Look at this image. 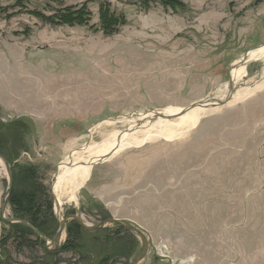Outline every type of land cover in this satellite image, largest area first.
Returning a JSON list of instances; mask_svg holds the SVG:
<instances>
[{
    "label": "rangeland",
    "instance_id": "374dc122",
    "mask_svg": "<svg viewBox=\"0 0 264 264\" xmlns=\"http://www.w3.org/2000/svg\"><path fill=\"white\" fill-rule=\"evenodd\" d=\"M181 3L0 0V153L11 168L34 165L53 198L72 151L111 140L131 115L210 95L229 63L264 44V0ZM263 66L250 62L242 78L258 89L182 136L94 164L60 212L83 223L74 252L61 250L69 218L54 245L42 239L47 254L33 236L2 241L3 264H264ZM7 182L2 162L0 204ZM5 217H15L8 204Z\"/></svg>",
    "mask_w": 264,
    "mask_h": 264
},
{
    "label": "bare ground",
    "instance_id": "6f19581e",
    "mask_svg": "<svg viewBox=\"0 0 264 264\" xmlns=\"http://www.w3.org/2000/svg\"><path fill=\"white\" fill-rule=\"evenodd\" d=\"M264 57V44L241 54L231 65V81L217 87L210 95L191 103L188 107H164L131 115L126 129L115 132L111 140L90 145L86 144L69 154L57 167L51 192L54 207L59 220L62 205L67 201H77V192L89 179L91 168L111 158L117 151L132 145H141L146 141L160 137H179L194 128L200 118L217 110L224 104L235 103L260 87L259 82L250 86L242 78L247 74L246 67L250 62ZM264 78V66L259 73ZM263 80V79H262ZM223 101L219 105L218 102ZM156 114L159 116L155 117ZM177 115L175 118L169 116ZM107 121H113L108 119ZM91 133V132H90ZM3 160L0 159V163ZM73 219V218H72Z\"/></svg>",
    "mask_w": 264,
    "mask_h": 264
},
{
    "label": "trees",
    "instance_id": "16d2710c",
    "mask_svg": "<svg viewBox=\"0 0 264 264\" xmlns=\"http://www.w3.org/2000/svg\"><path fill=\"white\" fill-rule=\"evenodd\" d=\"M150 1V0H147ZM165 4L180 5L181 0H157ZM83 7L73 10V17H81ZM71 12H64L62 20L69 22L68 14ZM105 22V19L102 18ZM107 21L109 18L106 19ZM6 158H9L6 153H2ZM12 190L9 196L8 205L13 216L18 219L25 220L32 228L40 231L46 237L52 238L54 232L58 227V221L53 212V198L46 189L45 185L38 179V172L34 165H21L12 167ZM6 223V222H5ZM8 226L5 233L0 239L1 242L18 235L21 241H24L27 246L31 242L28 237H34V243L39 245L43 252L49 253L42 242V238L35 234L31 228L22 224L21 222L6 223ZM67 238L65 243L61 246L62 249L73 251L77 248V241L83 235L82 226L75 220H71L66 225ZM68 246H72L71 248ZM8 257L5 250L0 252V264L4 263Z\"/></svg>",
    "mask_w": 264,
    "mask_h": 264
},
{
    "label": "water",
    "instance_id": "95a60500",
    "mask_svg": "<svg viewBox=\"0 0 264 264\" xmlns=\"http://www.w3.org/2000/svg\"><path fill=\"white\" fill-rule=\"evenodd\" d=\"M231 81V78H229V82ZM219 105L223 104V101H220L218 102ZM159 116V114H156L155 117ZM177 115H174V116H169L168 118H175ZM0 159L3 160L4 162V165H5V169H6V174H7V189H6V193L2 199V202L0 204V217L3 221H5L6 223H16V222H21L22 224L28 226L29 228H31L33 230V232L37 235H39L43 240L44 242L47 244V245H54L55 244V241L57 239H59L61 237V234L63 233L64 231V226H65V223L66 221L70 218H73L75 219L76 221H78L81 225H83V223H81V220L80 218L75 215V214H71L69 216H66L64 218H61V220H59L58 218V214H55L56 215V218L58 219V228L56 229L55 233L53 234V237L52 239L50 240V242H48L47 240V237L41 233L40 231L32 228L25 220H22V219H18V218H15V217H5V210H6V206L8 204V200H9V196H10V193H11V190H12V184H13V179H12V168H11V165L9 163V160L2 154L0 153ZM55 210V209H54ZM55 212V211H54ZM108 221H113V222H118V220L116 219H106L104 220L100 226H103L105 222H108ZM142 238L143 235L140 234ZM145 240V238H144ZM147 245L146 243V240H145V246ZM141 259L138 258L137 261H139ZM136 261V262H137ZM135 262V263H136Z\"/></svg>",
    "mask_w": 264,
    "mask_h": 264
},
{
    "label": "crops",
    "instance_id": "0c3cea01",
    "mask_svg": "<svg viewBox=\"0 0 264 264\" xmlns=\"http://www.w3.org/2000/svg\"><path fill=\"white\" fill-rule=\"evenodd\" d=\"M259 45V44H258ZM237 59V58H236ZM236 59H234L231 63H229V64H232Z\"/></svg>",
    "mask_w": 264,
    "mask_h": 264
}]
</instances>
